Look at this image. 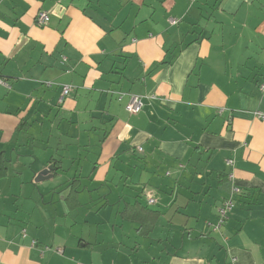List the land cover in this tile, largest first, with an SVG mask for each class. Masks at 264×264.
<instances>
[{"label":"crops","instance_id":"1","mask_svg":"<svg viewBox=\"0 0 264 264\" xmlns=\"http://www.w3.org/2000/svg\"><path fill=\"white\" fill-rule=\"evenodd\" d=\"M0 75V264H264V0H0Z\"/></svg>","mask_w":264,"mask_h":264},{"label":"built area","instance_id":"2","mask_svg":"<svg viewBox=\"0 0 264 264\" xmlns=\"http://www.w3.org/2000/svg\"><path fill=\"white\" fill-rule=\"evenodd\" d=\"M48 19H49V13L46 11H41L36 16L35 24L39 27L45 26L48 22ZM169 22L171 24H176L177 20L174 18H170ZM46 84L50 85L49 82ZM0 87L4 88L6 90L11 89L10 82L5 77H3L1 75H0ZM261 89L264 90V85H262ZM71 92H72V86L71 85H61L59 103H62L66 99V97L69 96V94ZM118 95H119V98H121V96H123L122 93H118ZM128 97H129V99H128V102L126 104L127 112L129 114L139 113L142 109V106H143L141 97L139 95H136V94H128ZM255 116L258 118L264 117V115L260 112H256ZM139 150H141V148H139ZM232 163H233V160H231V159L226 160L227 165H232ZM178 168L179 169L183 168V166L179 165ZM167 174L169 175L170 172H168ZM228 178H229V180H232L233 175L229 174ZM240 194H241L240 188H238L237 186H234V185L231 186L227 197L224 200H222V202L220 203V205L216 209V222L214 224L210 223L211 227L209 225V227L212 228L213 232L220 231L221 227H223L224 223L228 219L229 213L234 208L235 197L239 196ZM143 195L145 196L146 205L151 206V205H154L156 203V198L147 190L146 191L144 190ZM57 252L60 253L59 250H57ZM236 260H237L236 257H234V256L230 257V263L231 264H235Z\"/></svg>","mask_w":264,"mask_h":264},{"label":"trees","instance_id":"3","mask_svg":"<svg viewBox=\"0 0 264 264\" xmlns=\"http://www.w3.org/2000/svg\"><path fill=\"white\" fill-rule=\"evenodd\" d=\"M3 158V155H0V159ZM6 174V168L5 167H0V177L4 176ZM76 179H73V181L70 184L71 190L73 191V193H77V185H75ZM134 210L135 212H137L135 215H129L131 213V211ZM146 212V220H143L144 217V213ZM129 213V214H128ZM123 218L125 219H136L140 222L142 221V224L140 225L138 231L140 233H147L148 230H150V228L152 227V225L154 224V221L156 219L157 213L156 212H152L147 210L146 207L142 206L139 203H136V205H127V207L121 212L120 214ZM147 221H151V223L147 224L145 222ZM144 222V223H143Z\"/></svg>","mask_w":264,"mask_h":264},{"label":"rangeland","instance_id":"4","mask_svg":"<svg viewBox=\"0 0 264 264\" xmlns=\"http://www.w3.org/2000/svg\"><path fill=\"white\" fill-rule=\"evenodd\" d=\"M48 167V166H47ZM25 175V176H24ZM27 176H29V174H28V171L27 170H23V175L20 177V176H18V180H19V182H25V181H28V179L29 178H26ZM117 178L118 177H113V178H111L110 179V181H116L117 180ZM35 179L36 178H34V182H35ZM65 180H66V178H65V176H62V174H60V176H58V177H56V178H53V177H50V178H45V179H42V180H38L37 182H35V183H38V184H45V185H54V186H56V185H58V186H60V187H63L64 185L63 184H65ZM97 196V195H96ZM85 202L87 203V202H89V200L88 199H86L85 200ZM99 204L100 203H94L93 205V207H98L99 206ZM82 213H85V211H78V212H76V215H81Z\"/></svg>","mask_w":264,"mask_h":264},{"label":"water","instance_id":"5","mask_svg":"<svg viewBox=\"0 0 264 264\" xmlns=\"http://www.w3.org/2000/svg\"><path fill=\"white\" fill-rule=\"evenodd\" d=\"M53 171H54L53 166H48L45 169L41 170L39 173H37L35 182H37L38 180L45 179V178L53 177Z\"/></svg>","mask_w":264,"mask_h":264}]
</instances>
